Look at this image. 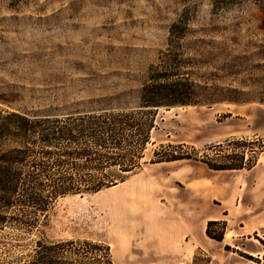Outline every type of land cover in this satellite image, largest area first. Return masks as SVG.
<instances>
[{"label":"rangeland","instance_id":"rangeland-1","mask_svg":"<svg viewBox=\"0 0 264 264\" xmlns=\"http://www.w3.org/2000/svg\"><path fill=\"white\" fill-rule=\"evenodd\" d=\"M183 8L196 15L178 39ZM178 54L185 64L169 69L241 101L160 108L138 168L58 198L38 230L0 229V264H36L39 242L64 243L58 258L82 263L106 264L108 246L112 264H170L177 249L178 264H264V0H0V93L29 109H134ZM159 149L192 158L151 162ZM233 154L251 166L203 162H238ZM213 210L221 219L206 220Z\"/></svg>","mask_w":264,"mask_h":264},{"label":"trees","instance_id":"trees-1","mask_svg":"<svg viewBox=\"0 0 264 264\" xmlns=\"http://www.w3.org/2000/svg\"><path fill=\"white\" fill-rule=\"evenodd\" d=\"M217 10L221 9L215 6L214 13ZM195 15V10L187 8L176 13L178 25L173 23L172 27L178 28V39L185 36L183 23ZM166 63L142 85L134 109L121 112L93 109L51 113L23 107L17 104L18 96L0 93V229L11 226L31 233L47 225L58 198L97 192L124 181L139 167L142 151L155 126L154 116L160 108L241 101L238 90L192 84L184 73L169 69L171 65L185 64L181 54L171 56ZM125 132L127 138L122 135ZM154 155L151 162L192 158L162 149ZM233 156H238V162H203L213 170L251 166H245L243 154ZM113 166L117 168L109 170ZM212 224L217 222H207L206 235L221 241L223 232H211ZM86 244L100 246L97 242ZM38 245L36 264H95L59 259V254L65 251L64 243ZM104 247L106 264H112L109 248Z\"/></svg>","mask_w":264,"mask_h":264},{"label":"crops","instance_id":"crops-1","mask_svg":"<svg viewBox=\"0 0 264 264\" xmlns=\"http://www.w3.org/2000/svg\"><path fill=\"white\" fill-rule=\"evenodd\" d=\"M226 216V215H225ZM221 219L219 217V213L215 210L212 211V213L207 217L206 220H219ZM174 240L178 241V234H174ZM175 259L170 264H178V249L175 251Z\"/></svg>","mask_w":264,"mask_h":264}]
</instances>
